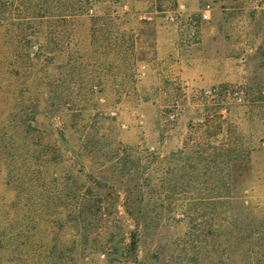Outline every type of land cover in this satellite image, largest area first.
Masks as SVG:
<instances>
[{"label":"rangeland","instance_id":"obj_1","mask_svg":"<svg viewBox=\"0 0 264 264\" xmlns=\"http://www.w3.org/2000/svg\"><path fill=\"white\" fill-rule=\"evenodd\" d=\"M0 236L264 264V0H0Z\"/></svg>","mask_w":264,"mask_h":264},{"label":"trees","instance_id":"obj_2","mask_svg":"<svg viewBox=\"0 0 264 264\" xmlns=\"http://www.w3.org/2000/svg\"><path fill=\"white\" fill-rule=\"evenodd\" d=\"M10 241L9 236L6 241L0 236V264H31V260L27 256L23 257L24 252L18 254L14 252L13 245ZM132 243L134 244L135 242L133 241ZM37 261H40V259Z\"/></svg>","mask_w":264,"mask_h":264},{"label":"built area","instance_id":"obj_3","mask_svg":"<svg viewBox=\"0 0 264 264\" xmlns=\"http://www.w3.org/2000/svg\"><path fill=\"white\" fill-rule=\"evenodd\" d=\"M181 9H183V5L179 4L178 5V10H181ZM201 16H202L203 19H207L208 18V13L204 12V13H202ZM175 19H176V14L175 13H168L166 15V20H168L169 22H173V21H175Z\"/></svg>","mask_w":264,"mask_h":264}]
</instances>
